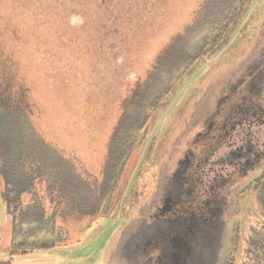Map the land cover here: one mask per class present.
<instances>
[{"label":"rangeland","instance_id":"1","mask_svg":"<svg viewBox=\"0 0 264 264\" xmlns=\"http://www.w3.org/2000/svg\"><path fill=\"white\" fill-rule=\"evenodd\" d=\"M211 1L198 15L203 0H0V79L15 75L25 84L36 126L66 154L67 168L77 163L83 172L79 194L88 191L87 181L101 182L110 147L114 154L121 146L131 149L118 182L100 193L92 215L93 199L80 216L49 215L40 224L29 213L12 238L0 195V264L155 263L153 215L178 159L223 97L225 104L226 97L251 95L246 86L260 74L254 67L264 57V0H244L213 45L226 20L218 16L221 23L212 24L225 4ZM187 55L195 56L181 64ZM164 56L167 67L156 69ZM260 86L250 97L264 111V78ZM0 127L2 142L18 145L5 171L18 183L15 159L24 142L15 138L13 120ZM252 131L264 152V124ZM263 170L264 156L259 171L228 197L224 262L231 256L235 264H264V213L255 190ZM54 207L50 202V213ZM53 221L61 236L52 232ZM61 238L54 247L10 254L12 239L51 245ZM215 254L219 264L222 246Z\"/></svg>","mask_w":264,"mask_h":264},{"label":"flooded vegetation","instance_id":"2","mask_svg":"<svg viewBox=\"0 0 264 264\" xmlns=\"http://www.w3.org/2000/svg\"><path fill=\"white\" fill-rule=\"evenodd\" d=\"M254 69L260 74L246 86L253 89L251 95L226 97L225 104L223 97L178 159L153 215L158 225L154 264H215L220 246L219 264H224L228 197L241 179L259 171L264 156L252 131V126L264 124V111L250 97L261 89L264 57Z\"/></svg>","mask_w":264,"mask_h":264},{"label":"trees","instance_id":"3","mask_svg":"<svg viewBox=\"0 0 264 264\" xmlns=\"http://www.w3.org/2000/svg\"><path fill=\"white\" fill-rule=\"evenodd\" d=\"M221 1L223 2V5L225 4V6L220 8L217 17L221 16L223 21L225 19L226 24L224 28H222L220 35L214 39L212 45L230 25L232 19L236 16L238 9L244 2V0ZM236 1L239 3V6L234 8ZM210 2L212 1L203 0L198 15H203L205 13V9H207L209 4H211ZM224 11L226 12L225 14ZM228 12H231L232 14H229V16L226 15ZM217 17H215L214 20ZM219 18L220 17H218V21L216 23H214L213 20L212 24H220L221 18ZM178 38L180 37L178 36ZM177 44L179 43L177 42ZM168 53L170 57L175 55L173 52ZM195 55H187L186 58H183L184 60H181V64L186 61H191ZM176 57H180V59H182L180 55H176ZM165 59H167V57L164 56L162 62L158 61L160 63L156 64V69H163L167 67L168 61H165ZM178 61L180 62V60ZM162 63L166 64L163 65ZM177 67H179V65ZM156 69H154V71ZM134 93L136 96L138 94V90H135ZM134 97L131 96L129 103H133ZM151 104V107L155 105L154 103ZM140 107L142 108V106ZM33 112L27 88L25 84L21 82V79L16 78L15 75H10L8 78L2 77L0 79V123H7L10 119L13 120L14 126L17 129L15 138L24 142L23 145L19 146V153L15 159V166L19 169L20 174L22 172V180L18 183H13V185L5 171L6 165L10 164L8 155L11 154V152L14 151L18 145H16V141L14 143H4L0 139V177L3 178L2 181L4 186V190L0 193V195L2 200H4L6 213L10 216L12 221V238H14V231L16 228L22 224V221H25V217H27V214L29 213L33 216L34 221L40 224L46 223L47 220H49V215L52 216V220L61 216V214L62 217H65L67 214V216H71L70 214H77V216H80L84 215L83 213H88V209H86L85 205L93 199L96 206H94V209H91L92 213H90V215H92L93 212L97 210L100 193L104 194L116 185L119 175L122 172L124 162L128 157L129 152H131L130 148V150H126L125 152L124 148L121 146L118 147V149L121 150H117L114 154V148L110 147L107 154L108 158L101 170L103 173L102 178L100 179L101 182L93 180L94 184L90 185L89 181H87L89 186L88 191L83 189L81 194H79L80 188L79 185L77 186V182L79 178L80 180H86L82 178L83 172L80 167H78L77 163H70L72 166L71 169L66 167L68 161L65 157L66 154L62 152L60 148H56L55 145H52L49 142V137H46L40 127L36 126L37 123L34 121ZM125 112H127V110ZM1 134L2 128L0 127V137ZM15 145L17 147L14 148L13 146ZM116 147L117 145H115V149ZM263 178L264 170L255 180V190L258 205L264 213V209L259 201V184ZM10 185L12 187H10ZM11 195L13 196L12 198ZM22 196L24 204L19 202ZM49 201L53 202L55 206L52 213H50L49 210ZM15 202L18 203L14 208H12V204ZM61 205L62 208H60ZM51 227L52 232L55 235L61 236L59 233L60 228L55 226L54 221L51 224ZM64 241L65 238H61L60 240H54L51 245L26 242L16 244L14 239H12L10 254H25L34 249L54 247L57 246L58 243H62ZM8 264H10V262H8ZM224 264H235V262L230 256L226 258Z\"/></svg>","mask_w":264,"mask_h":264},{"label":"water","instance_id":"4","mask_svg":"<svg viewBox=\"0 0 264 264\" xmlns=\"http://www.w3.org/2000/svg\"><path fill=\"white\" fill-rule=\"evenodd\" d=\"M259 201L264 209V178L259 184Z\"/></svg>","mask_w":264,"mask_h":264}]
</instances>
